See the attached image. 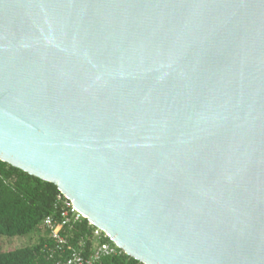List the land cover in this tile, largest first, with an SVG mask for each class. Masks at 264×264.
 <instances>
[{
  "label": "water",
  "instance_id": "95a60500",
  "mask_svg": "<svg viewBox=\"0 0 264 264\" xmlns=\"http://www.w3.org/2000/svg\"><path fill=\"white\" fill-rule=\"evenodd\" d=\"M0 161L141 264H264V0H0Z\"/></svg>",
  "mask_w": 264,
  "mask_h": 264
},
{
  "label": "trees",
  "instance_id": "16d2710c",
  "mask_svg": "<svg viewBox=\"0 0 264 264\" xmlns=\"http://www.w3.org/2000/svg\"><path fill=\"white\" fill-rule=\"evenodd\" d=\"M59 194L53 184L0 161V238L32 234L36 237L34 244L6 250L0 248V264H56L64 261L71 249L89 253L97 239L93 234L96 228L86 219L62 228L60 235L66 240L63 251L56 250L55 242L42 228L44 218L53 216ZM117 251L115 255L100 258L95 264H141Z\"/></svg>",
  "mask_w": 264,
  "mask_h": 264
},
{
  "label": "built area",
  "instance_id": "2783aa9c",
  "mask_svg": "<svg viewBox=\"0 0 264 264\" xmlns=\"http://www.w3.org/2000/svg\"><path fill=\"white\" fill-rule=\"evenodd\" d=\"M85 219L63 195L57 196V202L54 204V214L44 218L42 228L48 231V238L55 242L56 250L63 251L66 240L60 235L63 227L71 223ZM89 225H91L89 223ZM94 237L97 239L89 253L83 254L82 249H71L69 255L64 261H58L56 264H95L100 258L111 256L118 253L119 250L101 231L95 229ZM107 239V241H105ZM80 244V248H81Z\"/></svg>",
  "mask_w": 264,
  "mask_h": 264
},
{
  "label": "rangeland",
  "instance_id": "374dc122",
  "mask_svg": "<svg viewBox=\"0 0 264 264\" xmlns=\"http://www.w3.org/2000/svg\"><path fill=\"white\" fill-rule=\"evenodd\" d=\"M32 235H27L19 238L2 237L0 238V248L6 250V249L18 248L29 244H34L36 241V237L34 236V234Z\"/></svg>",
  "mask_w": 264,
  "mask_h": 264
}]
</instances>
